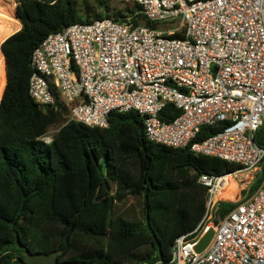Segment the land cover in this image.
<instances>
[{"label": "trees", "instance_id": "obj_1", "mask_svg": "<svg viewBox=\"0 0 264 264\" xmlns=\"http://www.w3.org/2000/svg\"><path fill=\"white\" fill-rule=\"evenodd\" d=\"M16 3L21 30L1 45L0 264H29L26 250L60 252L59 264H172L176 240L206 214L200 177L239 166L150 141L137 112H113L107 128L90 127L71 121L58 102L40 107L29 93L32 55L49 35L105 19L150 29L157 24L137 4L120 0ZM179 114L169 104L160 118ZM52 128L53 141L45 144L40 139ZM220 130L206 126L196 141ZM233 207L220 202L216 223Z\"/></svg>", "mask_w": 264, "mask_h": 264}, {"label": "built area", "instance_id": "obj_2", "mask_svg": "<svg viewBox=\"0 0 264 264\" xmlns=\"http://www.w3.org/2000/svg\"><path fill=\"white\" fill-rule=\"evenodd\" d=\"M120 1L137 4L157 29L105 19L49 35L32 55L31 97L43 108L66 106L71 121L90 127L134 111L150 141L238 165L200 177L206 214L176 240L172 264H264V0ZM179 33L183 39L173 38ZM169 104L180 114L163 121ZM228 178L235 197L218 199ZM220 202L234 207L216 223ZM211 228V243L197 252Z\"/></svg>", "mask_w": 264, "mask_h": 264}, {"label": "bare ground", "instance_id": "obj_3", "mask_svg": "<svg viewBox=\"0 0 264 264\" xmlns=\"http://www.w3.org/2000/svg\"><path fill=\"white\" fill-rule=\"evenodd\" d=\"M15 0H0V15L6 17L8 22L0 23V98L3 92L4 78H3V62L4 57L1 50L2 43L7 40L10 36L15 34V32L21 27L20 21L15 16ZM1 17V16H0ZM230 179L228 178V182L230 184ZM230 187L224 191L220 192L218 195V199L227 198L229 196L235 197L229 191Z\"/></svg>", "mask_w": 264, "mask_h": 264}, {"label": "water", "instance_id": "obj_4", "mask_svg": "<svg viewBox=\"0 0 264 264\" xmlns=\"http://www.w3.org/2000/svg\"><path fill=\"white\" fill-rule=\"evenodd\" d=\"M2 50V48H1ZM3 53V51H2ZM4 54V53H3ZM5 57V55H4ZM244 194V193H243ZM214 236V229L211 228L207 234L202 238L200 243L196 247L197 252L204 251L212 241ZM60 252L47 254H31L29 251H25L24 256L26 257L29 264H59L58 255Z\"/></svg>", "mask_w": 264, "mask_h": 264}, {"label": "rangeland", "instance_id": "obj_5", "mask_svg": "<svg viewBox=\"0 0 264 264\" xmlns=\"http://www.w3.org/2000/svg\"><path fill=\"white\" fill-rule=\"evenodd\" d=\"M115 1H118V0H115ZM15 2H16V0H15ZM16 6H17V3H16ZM16 6H15V16H16ZM1 17H0V23H4L5 21L6 22H8V19L6 20V17H4V16H2V15H0ZM21 24V23H20ZM22 27V26H21ZM21 27L16 31V32H18V31H20L21 30ZM15 32V33H16ZM56 128H52L50 131H49V133L50 134H55V132H56ZM236 190H237V184H236V181L233 179V178H231L230 179V189H229V191H230V193L232 194V195H234L235 196V192H236Z\"/></svg>", "mask_w": 264, "mask_h": 264}]
</instances>
